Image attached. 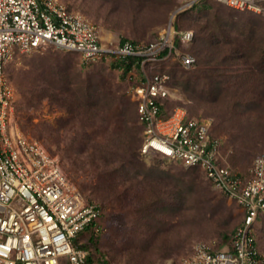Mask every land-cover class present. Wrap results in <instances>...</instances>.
I'll list each match as a JSON object with an SVG mask.
<instances>
[{
	"label": "rangeland",
	"instance_id": "rangeland-1",
	"mask_svg": "<svg viewBox=\"0 0 264 264\" xmlns=\"http://www.w3.org/2000/svg\"><path fill=\"white\" fill-rule=\"evenodd\" d=\"M59 1L91 20L108 46L150 42L174 26L197 31L198 40L181 46L195 66L172 56L152 71L172 77L170 108L211 119L222 158L250 173L264 156V29L258 28L264 15L201 0ZM5 68L15 89L8 128L41 144L85 199L104 208L93 246L97 264H184L198 243L221 246L240 222L241 207L201 168L141 154L131 96L139 68L87 62L54 47L16 50ZM189 78L196 79L193 95L182 89ZM128 142L136 154L122 157Z\"/></svg>",
	"mask_w": 264,
	"mask_h": 264
},
{
	"label": "built area",
	"instance_id": "built-area-1",
	"mask_svg": "<svg viewBox=\"0 0 264 264\" xmlns=\"http://www.w3.org/2000/svg\"><path fill=\"white\" fill-rule=\"evenodd\" d=\"M217 1L264 15V0ZM194 38L193 30L174 26L147 43L108 46L91 20L59 0H0V264H87L78 238L88 227L100 230L101 206L85 199L41 144L8 128L15 89L5 66L16 50L46 47L79 53L87 62L116 56L139 68L131 96L143 126L141 154L201 168L241 207L243 222L230 239L221 246L198 243L184 264H264L256 236V223L264 219V156L249 174L231 166L221 156L212 120L181 106L167 111L165 101L176 96L171 77L149 72V64L172 56L186 68L195 66L196 58L181 48Z\"/></svg>",
	"mask_w": 264,
	"mask_h": 264
},
{
	"label": "trees",
	"instance_id": "trees-1",
	"mask_svg": "<svg viewBox=\"0 0 264 264\" xmlns=\"http://www.w3.org/2000/svg\"><path fill=\"white\" fill-rule=\"evenodd\" d=\"M201 1H204L205 3H218V4H221V5H224V4L220 3V2H218L217 0H201ZM227 7H229V6H227ZM247 11L248 12L255 13L253 11H249V10H247ZM255 14H258V13H255ZM258 15H263V14H258ZM260 24L258 25V28H260V29L263 28L264 29V23L262 22ZM179 29H181V28H179ZM194 32H195V38L194 39L198 40V36H199L198 35V32L197 31H194ZM262 36H263V39H264V33L262 34ZM263 39H262L261 43H259V46L260 47H262V45H264V40ZM126 40H128V39H126ZM126 40H123L122 43L125 42ZM207 41L208 40L206 38V40H204L203 49L208 48V42ZM133 42H136V43H147V42H139V41H133ZM109 58L108 57H103L101 60H98V61H101V62H104V61H107V62H117V61H120L121 62V65H122V63L126 65V67H127L126 70H128L132 66V63L130 61H127V60H124V59H120V58H118V60L116 58H112V59H111V57H109ZM215 60H216L215 57H212L211 59L209 58L208 61L209 62H214ZM95 62H97V61H95ZM158 63L159 62H155V63L149 64L150 65L149 66L150 67L149 68L150 74H152L154 72H158V71H152L153 69L157 68ZM205 78H207V77L205 76ZM192 80L196 81V79H194V78H189L188 81H186V82L183 83L184 85H183V88L182 89L183 90L185 89L187 92H190L193 95V89H192V86H193L192 84L193 83H192ZM169 85H170V87L174 91L177 90L176 87L173 84L172 77L170 78ZM172 103H173L172 100H166L165 101V104H166V107H167V111L172 110V108H170V104H172ZM134 104H135L136 116H137V120H138L137 103L134 101ZM140 126H141V129H142V132H143V126H142V124H140ZM211 130H212V133L214 134L212 128H211ZM142 142H143V135L141 137L140 152H141ZM117 144H119V143H117ZM127 145H126V148H123V149L120 146V148L122 150H124L123 153H121L122 154L121 156L124 157V155H125V157H133L136 154V151L134 150V147L133 146H129V142H128ZM106 154L108 155V154H112V153L110 151H107ZM111 159H112L111 161L113 162V161H117L116 159H119V158H115V160H113V157H112ZM103 210H104V208H103V206H101V216L99 218L100 224H101V220H102V217H103V214H104ZM243 219H244V215L242 214V218H241L240 222L236 225V227L231 231V233L229 235H225L224 242H222L221 245H224L230 239L231 235L235 232V230L237 229V227L243 222ZM263 223H264V219L261 221V223L258 224V228H257V231H256L257 242H258V245H259V248L260 249H261V244H260V239H259V233H260V229L263 226L262 225ZM95 235H96V232L94 230V227L91 226V227H88L84 232H82L80 234L79 238H78V241L81 242L82 247H84L87 250V252H88L87 264H97L96 258L94 256L95 255V252H96V249H95V247H93V246H95L97 244V239H96ZM104 264H108V263L105 262Z\"/></svg>",
	"mask_w": 264,
	"mask_h": 264
}]
</instances>
